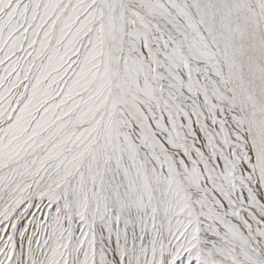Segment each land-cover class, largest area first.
<instances>
[{
	"label": "snow or ice",
	"instance_id": "6c2138e0",
	"mask_svg": "<svg viewBox=\"0 0 264 264\" xmlns=\"http://www.w3.org/2000/svg\"><path fill=\"white\" fill-rule=\"evenodd\" d=\"M0 264H264V0H0Z\"/></svg>",
	"mask_w": 264,
	"mask_h": 264
}]
</instances>
